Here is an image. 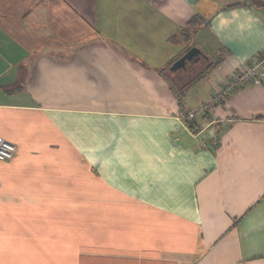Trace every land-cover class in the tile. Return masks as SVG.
<instances>
[{
  "label": "crops",
  "instance_id": "0c3cea01",
  "mask_svg": "<svg viewBox=\"0 0 264 264\" xmlns=\"http://www.w3.org/2000/svg\"><path fill=\"white\" fill-rule=\"evenodd\" d=\"M245 1L0 0V264H264V87L185 118L264 51Z\"/></svg>",
  "mask_w": 264,
  "mask_h": 264
},
{
  "label": "built area",
  "instance_id": "2783aa9c",
  "mask_svg": "<svg viewBox=\"0 0 264 264\" xmlns=\"http://www.w3.org/2000/svg\"><path fill=\"white\" fill-rule=\"evenodd\" d=\"M249 84L259 85L264 87V51L258 56L254 63H242L239 70L232 75V78L225 83L224 87L217 90L213 98L202 104L198 110L192 109L185 113V118L195 119L197 112L202 111L205 114L207 111L217 109L220 104L226 99L228 92L233 91L239 87ZM217 118L210 119L207 124H214ZM17 153V145L0 137V160H11Z\"/></svg>",
  "mask_w": 264,
  "mask_h": 264
},
{
  "label": "trees",
  "instance_id": "16d2710c",
  "mask_svg": "<svg viewBox=\"0 0 264 264\" xmlns=\"http://www.w3.org/2000/svg\"><path fill=\"white\" fill-rule=\"evenodd\" d=\"M244 3L249 4V5H255V4H259L261 9L264 11V2L259 1V3H257L256 0H247ZM239 4V3H238ZM191 23V22H190ZM183 34L185 36V38L187 40L190 39L191 33L189 31L188 28H186V30H183ZM194 44L189 43V45L187 46V49H190ZM185 51V52H186ZM175 61V60H174ZM173 61V62H174ZM201 61V60H200ZM171 62L168 66L161 68L160 72L161 74H163L165 76L166 79H168L171 83V88L173 89V91L177 94L178 98H179V102L180 103H184L185 98L187 96V91L188 89L195 84L197 81H199L200 79H202L212 68H214L215 63H210L209 65L206 64V66L201 67L199 71H197L193 76H186V74L181 73L180 71H176L173 72L170 70V66L173 63ZM190 64H194L196 65L197 63H190ZM188 64V65H190ZM193 66V65H192ZM190 70V69H189ZM188 70V71H189ZM184 74V75H183ZM189 74V73H188ZM184 77V78H183ZM180 87H177V86ZM187 123L189 124V127L196 131L197 130V125L195 123H193L192 120H188Z\"/></svg>",
  "mask_w": 264,
  "mask_h": 264
},
{
  "label": "water",
  "instance_id": "95a60500",
  "mask_svg": "<svg viewBox=\"0 0 264 264\" xmlns=\"http://www.w3.org/2000/svg\"><path fill=\"white\" fill-rule=\"evenodd\" d=\"M202 57L207 58V55L202 51L200 47L193 45L171 64L170 70L176 72L179 70L187 69L188 64L197 63L201 60Z\"/></svg>",
  "mask_w": 264,
  "mask_h": 264
},
{
  "label": "rangeland",
  "instance_id": "374dc122",
  "mask_svg": "<svg viewBox=\"0 0 264 264\" xmlns=\"http://www.w3.org/2000/svg\"><path fill=\"white\" fill-rule=\"evenodd\" d=\"M186 41H187V43H194L193 38H192V35L190 36V39H189V40H186ZM195 43H196V42H195ZM195 45H196V44H195ZM196 46H197V45H196ZM198 47H200V46H198ZM200 48H201V47H200ZM203 50H205V49H203ZM203 52H204V51H203ZM206 64H207V59H206V57H202V58H201V61L197 62L196 65H194V64H190V65L187 66V69L179 70V71H180V74L184 72V74H186L187 77H188V76H193L197 71L200 70L201 67L206 66ZM192 65H193V66H192ZM189 69H190V70H189ZM188 70H189V71H188ZM188 73H189V74H188ZM184 74H183V75H184ZM195 89H196V88H195ZM193 91H194V92H191L190 97H189V100H190L191 103L197 101V98H196V95H195V90H193ZM201 106H202V105H201ZM201 106H200V108H201Z\"/></svg>",
  "mask_w": 264,
  "mask_h": 264
}]
</instances>
